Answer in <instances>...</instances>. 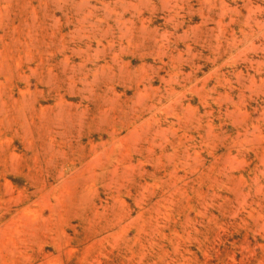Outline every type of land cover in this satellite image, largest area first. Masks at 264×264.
I'll list each match as a JSON object with an SVG mask.
<instances>
[{
	"label": "rangeland",
	"instance_id": "374dc122",
	"mask_svg": "<svg viewBox=\"0 0 264 264\" xmlns=\"http://www.w3.org/2000/svg\"><path fill=\"white\" fill-rule=\"evenodd\" d=\"M0 264H264V0H0Z\"/></svg>",
	"mask_w": 264,
	"mask_h": 264
}]
</instances>
